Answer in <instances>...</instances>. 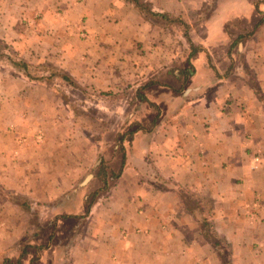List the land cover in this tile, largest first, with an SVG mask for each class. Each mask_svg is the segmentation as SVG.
Wrapping results in <instances>:
<instances>
[{
    "label": "crops",
    "instance_id": "1",
    "mask_svg": "<svg viewBox=\"0 0 264 264\" xmlns=\"http://www.w3.org/2000/svg\"><path fill=\"white\" fill-rule=\"evenodd\" d=\"M139 1L0 0V264H264V0Z\"/></svg>",
    "mask_w": 264,
    "mask_h": 264
},
{
    "label": "rangeland",
    "instance_id": "2",
    "mask_svg": "<svg viewBox=\"0 0 264 264\" xmlns=\"http://www.w3.org/2000/svg\"><path fill=\"white\" fill-rule=\"evenodd\" d=\"M23 58L24 57H22L21 55L16 54V52H14L13 49L9 47V45L6 43V41L4 39H0V59L3 60L0 62H2L1 66H4L5 70L10 71L11 73L12 72L22 73V75L30 77L31 79H33L37 83H44L43 85L45 87L49 84V86L46 88H49L50 84H51L47 80V78L50 77V74H52L53 72H57L55 74L59 75L61 72L60 69H58L57 65L48 64V63H44V64L26 63V62H24ZM22 63L26 64V66H25L26 68L22 66ZM24 70H25V72H24ZM27 82H29V81H27ZM51 82H52V80H51ZM54 83L55 84H53V87H57V88L62 87V86H60V85H62V83L60 84V81L59 82L54 81ZM71 86H72V89H75L77 87V85L73 81L71 82ZM78 100H79V98L77 96H71V103H79ZM24 104H27V103H25V101H24ZM71 116L76 118L75 124H77L78 123L77 118L79 117V114L77 112H72ZM29 117H30V113L28 114V117L24 114L25 119L26 118L30 119ZM34 121H36L35 117H34ZM32 126L34 127V125H32ZM24 136H26V134H24ZM42 139H43V137L41 136V138L39 140H42ZM34 140H36V138H34ZM26 147H29V145ZM12 148H14V147H12ZM15 150H17V149H15ZM13 151H12V153H13ZM8 153H11V150H8ZM25 196H28V195H25L22 193H17V192H11L9 190H6L2 186H0V202H1V200L6 199L7 201L14 204V201H18V199H22V198H26V200H28L30 202V197L29 196L25 197ZM25 209L29 213L30 210L27 207ZM26 215L28 216V214H26Z\"/></svg>",
    "mask_w": 264,
    "mask_h": 264
},
{
    "label": "trees",
    "instance_id": "3",
    "mask_svg": "<svg viewBox=\"0 0 264 264\" xmlns=\"http://www.w3.org/2000/svg\"><path fill=\"white\" fill-rule=\"evenodd\" d=\"M130 1H133V3H135V5H137V6L140 7V8L147 9V8H145V7L142 5V2H140L139 0H130ZM147 12H148V9H147ZM149 13H150L151 16H156V17H162V18H165V21H166L167 23H173V21H174V22H177V20H176L175 17H174V18H169V17L167 16V14H162V13H158V12H151V11H150ZM178 21L182 22V21L179 20V19H178ZM22 66L25 67L26 64H25V63H22ZM25 68H26V67H25ZM24 72H25V70H24ZM128 135H131V130H130V131H127V132H124V133L122 134L123 137H124V136H128Z\"/></svg>",
    "mask_w": 264,
    "mask_h": 264
}]
</instances>
